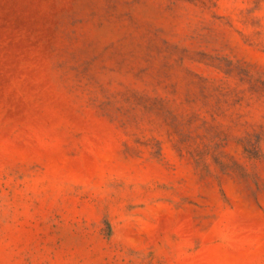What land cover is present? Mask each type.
<instances>
[{"label": "rangeland", "instance_id": "374dc122", "mask_svg": "<svg viewBox=\"0 0 264 264\" xmlns=\"http://www.w3.org/2000/svg\"><path fill=\"white\" fill-rule=\"evenodd\" d=\"M0 264H264V0H0Z\"/></svg>", "mask_w": 264, "mask_h": 264}]
</instances>
